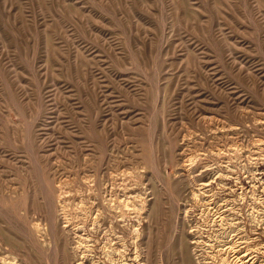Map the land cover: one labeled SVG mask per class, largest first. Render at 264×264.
<instances>
[{
    "label": "rangeland",
    "instance_id": "obj_1",
    "mask_svg": "<svg viewBox=\"0 0 264 264\" xmlns=\"http://www.w3.org/2000/svg\"><path fill=\"white\" fill-rule=\"evenodd\" d=\"M0 264H264V0H0Z\"/></svg>",
    "mask_w": 264,
    "mask_h": 264
},
{
    "label": "bare ground",
    "instance_id": "obj_2",
    "mask_svg": "<svg viewBox=\"0 0 264 264\" xmlns=\"http://www.w3.org/2000/svg\"><path fill=\"white\" fill-rule=\"evenodd\" d=\"M5 245H7L8 247H10V244L8 242ZM2 260H4V259H2Z\"/></svg>",
    "mask_w": 264,
    "mask_h": 264
}]
</instances>
